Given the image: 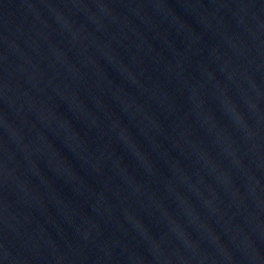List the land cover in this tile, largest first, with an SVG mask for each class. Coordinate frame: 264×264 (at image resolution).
I'll return each mask as SVG.
<instances>
[{
  "label": "water",
  "instance_id": "water-1",
  "mask_svg": "<svg viewBox=\"0 0 264 264\" xmlns=\"http://www.w3.org/2000/svg\"><path fill=\"white\" fill-rule=\"evenodd\" d=\"M0 264H264V0H0Z\"/></svg>",
  "mask_w": 264,
  "mask_h": 264
}]
</instances>
